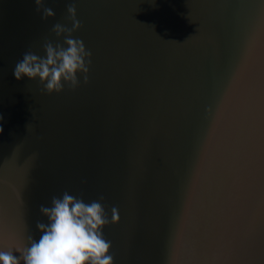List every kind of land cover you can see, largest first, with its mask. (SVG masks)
Here are the masks:
<instances>
[{"label":"water","instance_id":"95a60500","mask_svg":"<svg viewBox=\"0 0 264 264\" xmlns=\"http://www.w3.org/2000/svg\"><path fill=\"white\" fill-rule=\"evenodd\" d=\"M72 2L0 0V250L68 191L118 209L113 264H264V0H76L88 83L17 81Z\"/></svg>","mask_w":264,"mask_h":264},{"label":"clouds","instance_id":"9594fccd","mask_svg":"<svg viewBox=\"0 0 264 264\" xmlns=\"http://www.w3.org/2000/svg\"><path fill=\"white\" fill-rule=\"evenodd\" d=\"M34 3L36 12L42 13L41 19L55 15L53 9L44 6L45 0H34ZM66 11L71 27L56 23L51 29L57 39L63 37V43L54 44L45 39L43 56L31 49L26 51L13 71L17 81L25 77L38 78L43 92L48 94L61 92L65 84L70 89L78 87V73L83 83H88L92 53L86 50L81 39L73 38V33L82 26L77 18L76 0L68 4ZM2 118L0 116V120ZM3 130L0 125V133ZM103 200L101 195L86 203L82 193L74 196L68 191L52 196L50 207L41 205L39 208L47 218V223L36 222V229L41 233L39 240L29 235L27 246L23 245L19 256L12 250H0V264H21V260L23 264H113V255L109 254L111 242L104 238L102 230L119 220V211L112 207L109 219Z\"/></svg>","mask_w":264,"mask_h":264}]
</instances>
